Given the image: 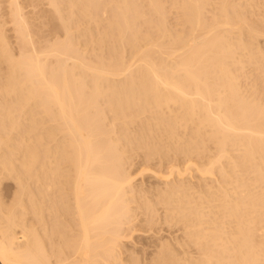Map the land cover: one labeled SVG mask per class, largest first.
<instances>
[{"label": "bare ground", "instance_id": "6f19581e", "mask_svg": "<svg viewBox=\"0 0 264 264\" xmlns=\"http://www.w3.org/2000/svg\"><path fill=\"white\" fill-rule=\"evenodd\" d=\"M7 3L0 188L14 190L0 189V264H264V0H46L36 28L40 8L30 22ZM134 141L145 160L209 151L204 167L176 157L215 184L165 175L164 214L154 197L138 204L172 228L123 257L142 212L125 166Z\"/></svg>", "mask_w": 264, "mask_h": 264}, {"label": "rangeland", "instance_id": "374dc122", "mask_svg": "<svg viewBox=\"0 0 264 264\" xmlns=\"http://www.w3.org/2000/svg\"><path fill=\"white\" fill-rule=\"evenodd\" d=\"M1 1L3 2V0H1ZM19 1L22 2V3H21L22 6L24 5V7H23L24 10H26V9L29 10V9H28L29 7H28V8H27V7L25 8V6H27V5H25V2H26L25 0H19ZM31 1H32V0H31ZM2 2H1V8H0V11H2V15H1V17L5 19V16H7L8 14H9L8 16H10L9 8H7L9 5H8V3H7V0H6V1L4 0L3 3H2ZM5 2H6V4H5ZM27 2H28V1H27ZM27 2H26V3H27ZM29 2H30V0H29ZM34 2H36V5H34L36 10H34V11H36L37 13H38V11H40L38 14H37L36 12H34V11H33V13H31V12L28 13L27 10H26V11L23 10V11H24V12H27V13H26V15L28 14L27 17L29 16V14H31V17H32V15H33L34 13H36V14H37V17H38L39 19H36V17H35L36 20H33V19H34V18H33V19H31V20H32V22H31V21H30V18H29L30 16H29V17H28V18H29V21H30L31 23L35 22V24H39L40 21H41V22L44 21V22H46V23H47V21L49 22V20H50V19H49V16H48L49 13L46 12V9H47L48 7L45 6V5H46V3H45L46 0H43V1H42V0H34L33 3H34ZM44 3H45V5H44V9L46 8L44 11H45V13L48 14V15L45 14V16H44V14H43L44 11H43V12L41 11V10H43V9H41V8H43V4H44ZM3 4H4V6L2 7ZM34 4H35V3H34ZM38 4H40L41 7H40ZM7 5H8V6H7ZM37 5H38V6H37ZM6 6H7V7H6ZM5 7H6V8H5ZM37 7H38V8H37ZM2 8L5 9V13H4V11H3ZM39 8H40V9H39ZM7 9H8V12H7ZM37 9H39V10L37 11ZM6 12H7V14H6ZM41 12H42V13H41ZM0 13H1V12H0ZM36 14H35V15H36ZM26 15L24 14V16H26ZM46 15H47L48 18H45ZM8 16L6 17L7 19H5V20H7L6 27H8V26H7V25H8V21L10 20V19H8ZM43 16H44V17H43ZM27 17H26V18H27ZM33 17H34V16H33ZM40 17H41L42 19H41ZM9 18H10V17H9ZM28 18H27V20H28ZM43 19H44V20H43ZM46 19H47V20H46ZM44 22L42 23L43 25H47V24H48V23H47V24H46V23L44 24ZM9 23H11V21H9ZM35 24L33 23V27L36 28L37 25L35 26ZM42 24H40V25L38 26V28H41V25H42ZM10 25H12V23L9 24V26H10ZM43 25H42V28H44ZM47 27H48V30H49V25L46 26L45 30H40V29L37 28L38 30H35V32L38 31V35H39V37H38V35H36V37H38L39 39H40L41 37H43V36L40 35V31H42L43 35L45 36L44 32L46 31ZM10 28H11V27H10ZM35 28H34V29H35ZM42 28H41V29H42ZM11 31H12V29H9L7 32H8V33H13V31H12V32H11ZM43 31H44V32H43ZM49 31H50V30H49ZM45 33H46V32H45ZM48 33H49V32H48ZM36 34H37V32H36ZM46 34H47V33H46ZM49 34L51 35V32H50ZM49 34H47V35H49ZM50 35H49V37L51 38ZM47 37H48V36H47ZM47 37H46V38H47ZM49 37H48V38H49ZM50 38H49V39H50ZM43 39H45V38L43 37ZM40 40H42V38H41ZM42 41H43V40H42ZM119 125H120V124H119ZM117 126H118V125H116V127H117ZM129 126H130V124H129ZM131 126H132V127H131ZM131 126L128 127L129 130L134 129L133 126H135V125L132 124ZM118 128H119V127H117L116 129H118ZM131 128H132V129H131ZM129 130H128V132H127V135L130 136V135H129L130 133H132V135H133V132L131 131V132L129 133ZM118 131H119V130H118ZM117 133L120 134V131L117 132ZM117 133H116V134H117ZM128 133H129V134H128ZM130 137H132V136H130ZM140 140H141V139H140ZM132 141H133V139H132ZM138 141H139V140H138ZM136 142H137V141L132 142V143H133V148H134V150H133L131 147L129 148L130 150L132 149V150H131L132 152L129 150V153L131 154V157H130L129 153H126V152H128V150H127L128 147H124V148H126V149H125V154H126V156L129 155V160H131V161H129V160L127 159V158H128V156H127V158H126V159H127V163H126L125 166L129 167L130 170L127 168L129 172H130V171L132 172V181H131V184H133L132 187H134V191H132V190H133L132 187H131V189H132L131 191H132L134 194H131V192H129V194H131L132 196L135 195L136 198H137V196H138V200H139V201H137V199H136L134 202L137 201L136 203H137L138 206H141L140 208H142V205H143L144 202H143V203H140L141 205L138 204V202H140V201H141V202L144 201L145 197H146V202H148L147 199H148L149 197H151V198H149V200H150V199L152 200V197H154V198H155V201H154V200L152 201V203H153V205H154V203H156V200H157L156 198H158V197H157L158 195H154V192H155V191L159 192L157 188H159V190H161V191L165 190L167 186H164V183H166L165 185H167L168 181H170V179H171L172 177H173V178H176L175 180H174V179H171V180L174 181V182L177 181V179H179V180L182 179V181H183V179H184V180H187V179L191 178L192 180H191V179H189V180H190V181H193L192 183L188 180V181L191 183V185H192L193 183H195V180H196V182L199 181V179L196 178V176L199 177L198 175H199L200 173H199L197 167H200V166L198 165V161L195 159V157L198 158L197 155H198V156L201 155V157H203V155H204L203 158L205 159V156H206L208 153L210 154L209 151H205L206 154L203 152L204 154L201 153V154L194 155L195 157L192 155V157L190 156V157L192 158V159H191L189 156H188V157H189V158H188L184 153H180V152H178V155H179V153H180L181 155H183V154L185 155V157L183 156V157H184V160L186 159V157L188 158L187 160H185V162L188 161L189 159H191L190 162H192V163L195 162V163H193V164L198 165L197 167H196V165H195V168H197V170H195V168H194L193 165H192L193 167L190 165V166L192 167V171H191V167L188 166V167H190V170L188 169V170H187L188 172H187V171L185 172V170H186L185 167H187L188 164H187V162H186V163L183 162L184 160H183L182 156L176 157L177 154L174 153V152H173V154H176V155H172V156H171V155H169V153L167 154L166 148H164L163 151L165 150L167 155H163V154L165 153V151L161 154V152H162V151H161L160 153H158V157H159V159L156 158V157H157V153H155V154H156V155L154 154V155H155V158H154V156L152 155V156H153V159H152V158L150 157V155H149L148 157H150V159H146V160H145V158H147V157H144L143 155L145 154V156H147L146 153L141 154V152H139L140 150L142 151L143 149H142V148H140V150H139V148H136L137 150L135 149L136 146L139 147L142 143L138 142L139 145H137ZM132 143H130V145H129V144H127V145L131 146ZM134 144H136L135 147H134ZM209 144H211V143H208L207 145L210 146ZM127 145L125 144V146H127ZM209 148H210V147H209ZM135 150H136L137 152H136ZM138 150H139V151H138ZM211 150H212V149H211ZM133 151H135V152H133ZM142 152H144V150H143ZM168 152H170V154H172V151H168ZM134 154H135V155H134ZM159 154H160V155H159ZM132 155H133V157H132ZM168 155L171 156V159H170V157H169L170 161H169V159L167 158ZM178 155H177V156H178ZM163 156H167L166 158H164L165 160H163L162 158H160V157H163ZM173 156H174L175 158H174ZM207 156H208V155H207ZM207 156H206V157H207ZM209 156H210V155H209ZM143 157H144V158H143ZM172 158H173V160H172ZM181 158H182V159H181ZM199 158H200V156H199ZM208 158H209V157H207V159H208ZM151 159H152V160H151ZM176 159H177V161H176ZM193 159H195V160L197 161V163H196L195 160L193 161ZM200 159H201V158H200ZM200 159H199V164H200L202 161H204L203 163L200 164V165H202V167H204L205 165L203 166V164H206V163H207V161H206L207 159H205V160H204V159H203V160H202V159L200 160ZM148 160H149V161H148ZM162 160H163V161H162ZM166 160H168L169 162L166 161ZM171 160H172V161H171ZM181 160H182V161H181ZM128 161H129V162H128ZM145 161H146V162H145ZM164 161H165V162H164ZM130 162H131V163H130ZM170 162H172V163H170ZM173 162H174V163H173ZM188 162H189V161H188ZM128 163H129V164H128ZM184 163L187 164V165L184 166ZM192 163H190V164H192ZM127 164H128V165H127ZM170 164H171V165L173 164V165H172V169H171V167H170V169H171L172 171L169 169V165H170ZM129 165H130V166H129ZM171 165H170V166H171ZM176 165H177V166H176ZM206 165H208V163H207ZM173 167H175V168H177V169L180 168L179 170H183V171L185 172V173H184V172L181 173V174H182V175H181L182 177L179 176L178 172H177V176H178V177L176 176V174L172 173V172H175ZM183 167H184V168H183ZM167 168H168V170H170L169 173H167V172H168ZM193 168H194V170H193ZM141 170H142V172H141ZM156 171H157L158 173H159V172L164 173V174H161V173H160L161 176L164 175V176H163L164 178H163V177L161 178V176H159L160 174L158 175V173H157V176H156ZM176 171H178V170H176ZM196 171H197V172H196ZM153 172H154L155 174H153ZM165 172H166V173H165ZM195 172H196V173H199V174H196ZM183 173H184V175H183ZM167 174H168L170 177H169ZM171 174H172V175H171ZM194 174H195V175H194ZM165 175H167V177H169V178H167V179H169L168 181L166 180ZM174 175H175V176H174ZM186 175H187V176H186ZM134 176H135V177H134ZM183 176H185V177L183 178ZM201 176H202V175L200 174V177H199V178L202 179V183H204V184L200 183V182H201V179H200V182H197V183H198V184L200 183V184H202L203 186L199 184V186L201 187V188H200V187L198 186V184L195 183L196 185H194V184H193L194 186L192 185L193 188L198 186V188H199L200 190L203 189V188H204V190H205V187L207 186L206 184H208V181H209V184L211 183V181H212L211 184H213V185L215 184V183H214L215 181L213 182V179H214V178H210V177H207V176H206L208 180L206 179V182H207V183H205V181L203 182V180H205L206 177H204V179H203V176H202V177H201ZM133 178H134V180H133ZM194 179H195V180H194ZM197 179H198V180H197ZM7 181H9V180H6V181H4V182L2 183V186H1L2 188H0V189H1V192H2V193L4 192V194H5V195L2 194V195L4 196V198H5V200H6V201H9V200H10V197H11L10 194H12V193H13V190H14V186H13V188H12V185H11L10 183H12L13 185H14V183H13L11 180H10L9 182H7ZM172 181L168 183V186L171 185L170 183H172ZM188 181H185V182H188ZM189 182H188V183H189ZM190 183H189V184H190ZM172 184H174V183H172ZM209 184H208V185H209ZM211 184H210V185H211ZM210 185H209V187L212 186V185H211V186H210ZM137 187H138L139 189H137ZM162 187H165V188L163 189ZM213 187H214V186H213ZM213 187H212V188H213ZM160 188H162L163 190L160 189ZM198 188H195V189H197V190H198L197 192L199 193V189H198ZM206 188H207V187H206ZM140 189H141V190H140ZM154 190H155V191H154ZM144 191H146L145 194H144ZM201 191H202V190H201ZM11 192H12V193H11ZM140 192H141V193H140ZM157 192H156V193H157ZM197 192H195V193H197ZM136 193H137V194H136ZM156 193H155V194H156ZM159 193H160V194H159V196H160V195H161V192H159ZM162 193H164V192H162ZM146 194H148V195H146ZM149 194H150V195H149ZM9 195H10V197L7 198ZM141 195L144 197V199L142 198V200L139 198V196H141ZM144 195H145V196H144ZM6 196H7V197H6ZM129 196H130V195H129ZM142 196H141V197H142ZM155 196H156V197H155ZM161 196H162V195H161ZM135 197H133L132 200H134ZM154 198H153V199H154ZM7 199H9V200H7ZM131 202H132V201H131ZM149 202H150V201H149ZM157 202H158V201H157ZM136 203H134V204H136ZM156 204H157V203H156ZM159 204H160V203H159ZM130 205H131V206H134V207H132L133 209L137 206V205H136V206L133 205V202H132ZM138 206H137V207H138ZM161 206H162V204H161L160 206H159V205H158V206L154 205L153 208L156 209L155 211L158 212L159 214H164V211H163L164 209H161V208H162ZM151 207H152V205H151ZM155 207H156V208H155ZM157 207H158L159 209H157ZM140 208H139V209H140ZM153 208L151 209L152 213H149V214H150V218H151V220H148V219H147V217L149 218V214L146 213V212H148V211H150V210H147V209L145 208L147 211H144L145 209H144V207H143V208L141 209L142 212L139 211V214H136L138 208H135V209H136V212L134 211L135 209H134V210L132 209L133 211L131 210V213H132V214L135 212L134 214L137 215V216H136V215L133 214V216H136L135 218H136L137 221H133V220H134V218H133L132 222L130 223V226L125 230V231L129 230L128 232H125V233H126V235H128V233L130 232V233H129L130 235H128V239H127V237H126L125 239H123V242H122V243H124V244H122V246H123V245L125 246V247L123 246L122 249H121V250L124 252L123 254H125L124 256H123V254H122L123 257H126V253H125V252H128L129 249H130L131 252L133 251V253H134V254H137V255H138L139 251H140V252H144L145 247L147 248V245H146V244H147L148 241H151L152 239H154V238H156V237H158V236H162V233H163V235H164L165 231H167V228H165V227L169 226L168 228H172V227L170 226L169 223H168L169 225L167 224V222L164 223V221H166V220H164L165 218H164L163 215H158V217H157V216L155 217V215H157V214H156L155 211H153V210H154ZM151 211H150V212H151ZM161 211H162L163 213H162ZM140 212H141V213H140ZM143 212H144V215H143ZM145 213H146V215H145ZM151 214H154V217H153V215H152L153 220H154V218H157V219L155 220L156 223H158V222L162 223L161 220H163V223H164V224L162 223V224H163L162 227H164V226L166 225L164 228L161 227L162 230L164 229L163 231H161V228L159 229V227L156 229L157 232H156V231H152V229L155 230V222L152 220ZM138 215H140V216L142 217V221H141V219H140L141 217L138 216ZM142 215L145 216V217L147 216V217H146V219H147L146 221H143L144 218H143ZM133 216H132V217H133ZM160 216H161V217H160ZM139 217H140V218H139ZM159 217H160V218H159ZM158 218H159L160 220H159ZM161 218H164V219H161ZM139 219H140L141 222H144V223L141 224V222H139ZM144 220H145V219H144ZM157 220H158V221H157ZM151 221L154 222V223H153L154 226H151L152 223L148 224V223L151 222ZM145 223H146L147 226L144 225ZM143 225H144L145 227H149L150 229H148V228L146 229ZM148 225H149V226H148ZM159 225L161 226V224H158V225L156 224V226H159ZM172 226H173V229H170V230H169L170 233H168V234L166 233L167 235L165 234V236H168V235L171 236V234H173V232L175 231L174 228H175L176 225H175V226L172 225ZM142 227H143V228H142ZM176 228H177V227H176ZM131 229H132V230H131ZM165 229H166V230H165ZM130 230H131V231H130ZM146 230H148L149 232L146 231ZM158 230H159V231H158ZM171 230H173V232H172ZM153 232L158 233V235L156 236V233L154 234ZM167 232H168V231H167ZM175 232H176V231H175ZM177 232H179V231H177ZM152 233H153V234H152ZM159 234H160V235H159ZM150 235H151V237H150ZM154 235H155V237L153 238L152 236H154ZM149 238H150V240H148ZM146 239H147V240H146ZM145 245H146V246H145ZM127 247H128V248H127ZM125 248H126L127 250H126ZM123 249H125V250H123ZM131 249H132V250H131ZM140 249H141V250H140ZM142 249H144V250H142ZM134 250H135V251H134ZM137 251H138V252H137ZM131 252H128V253L130 254ZM139 254H140V253H139ZM127 255H128V254H127ZM141 257H142V256L139 255V258H141Z\"/></svg>", "mask_w": 264, "mask_h": 264}]
</instances>
